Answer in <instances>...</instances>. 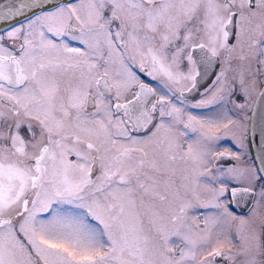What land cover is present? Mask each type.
<instances>
[{
    "label": "snow or ice",
    "instance_id": "6c2138e0",
    "mask_svg": "<svg viewBox=\"0 0 264 264\" xmlns=\"http://www.w3.org/2000/svg\"><path fill=\"white\" fill-rule=\"evenodd\" d=\"M0 264H264V0H0Z\"/></svg>",
    "mask_w": 264,
    "mask_h": 264
}]
</instances>
